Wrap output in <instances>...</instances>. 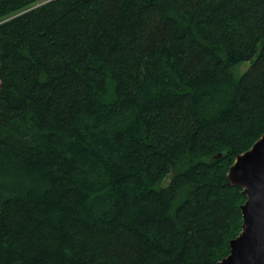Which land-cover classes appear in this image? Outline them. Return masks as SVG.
Wrapping results in <instances>:
<instances>
[{"label":"trees","instance_id":"trees-1","mask_svg":"<svg viewBox=\"0 0 264 264\" xmlns=\"http://www.w3.org/2000/svg\"><path fill=\"white\" fill-rule=\"evenodd\" d=\"M263 133L264 0H0V264H217Z\"/></svg>","mask_w":264,"mask_h":264},{"label":"water","instance_id":"water-1","mask_svg":"<svg viewBox=\"0 0 264 264\" xmlns=\"http://www.w3.org/2000/svg\"><path fill=\"white\" fill-rule=\"evenodd\" d=\"M227 177L232 186L242 188L246 200L241 205L242 229L217 264H264V133L236 156Z\"/></svg>","mask_w":264,"mask_h":264},{"label":"rangeland","instance_id":"rangeland-1","mask_svg":"<svg viewBox=\"0 0 264 264\" xmlns=\"http://www.w3.org/2000/svg\"><path fill=\"white\" fill-rule=\"evenodd\" d=\"M249 65H250L249 62H244V63H242L241 65H239V66L237 67L236 72H237L238 74H240V73L246 71V70L248 69Z\"/></svg>","mask_w":264,"mask_h":264}]
</instances>
